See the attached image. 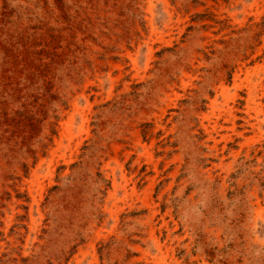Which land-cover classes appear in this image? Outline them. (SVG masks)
Segmentation results:
<instances>
[{
    "label": "rangeland",
    "instance_id": "374dc122",
    "mask_svg": "<svg viewBox=\"0 0 264 264\" xmlns=\"http://www.w3.org/2000/svg\"><path fill=\"white\" fill-rule=\"evenodd\" d=\"M0 264H264V0H0Z\"/></svg>",
    "mask_w": 264,
    "mask_h": 264
}]
</instances>
